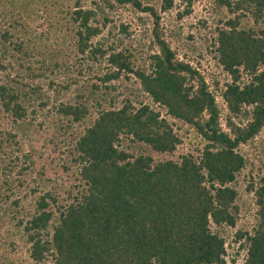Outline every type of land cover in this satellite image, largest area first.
<instances>
[{"label":"trees","instance_id":"obj_1","mask_svg":"<svg viewBox=\"0 0 264 264\" xmlns=\"http://www.w3.org/2000/svg\"><path fill=\"white\" fill-rule=\"evenodd\" d=\"M20 1L23 14L43 6L52 31L46 43L53 36L56 46L60 32L62 44L69 37L81 59L104 63V72L93 76L100 83L92 85L94 90L101 87L105 93L111 92L110 83L133 74L153 104L163 106L167 115L187 125V133L193 132L198 153L182 154L178 161L154 162L151 155L121 145L126 140L160 155L176 151L182 140L151 105L135 106L126 99L116 107L112 97L109 108L98 105L96 116L91 117L84 103H59L57 113L77 126L73 160L79 166L83 188L72 202L58 209V219L51 224L50 201L55 199L44 193L28 200L37 193L31 184L32 157L17 140L27 115L22 102L25 89L38 91L40 86L29 81L40 74L31 73L30 66L24 72L11 68L14 76L7 73L0 82V114L12 122L10 130L0 129V222L26 237L31 262L226 264L220 229L235 226L237 191L232 183L252 164L243 147L257 148L255 143L261 140L256 137L264 130V28L259 26L264 19V0L217 1L233 15L215 29L211 43L217 62L230 77L218 94L220 103L215 97L218 84L210 91L196 67L178 59L170 48L177 35L164 34L151 0H92V6L87 5L88 0ZM174 1L162 0L160 10L174 9ZM179 1L184 8L176 12L178 21L191 13L194 0ZM123 12L134 16L119 21L118 33L128 38L129 22L142 25L144 36L150 32V43L157 49L150 50L148 74L133 70L131 46L118 51L105 40L94 43L113 22L112 14ZM148 24L150 29L145 28ZM1 36L3 42L9 40L7 33ZM31 43L32 49L36 43L42 44L41 40ZM21 46L16 44L14 49L26 57ZM44 50L53 53L51 44ZM4 54L0 48L2 71L7 69ZM18 65L22 67V63ZM73 83L77 81H58L56 85L67 90ZM54 84L51 80L47 85ZM90 93L93 97L94 92ZM249 177L246 192L254 196L257 223L251 234L237 231L233 242L246 252L242 264H264V176L254 182L250 168Z\"/></svg>","mask_w":264,"mask_h":264},{"label":"rangeland","instance_id":"obj_2","mask_svg":"<svg viewBox=\"0 0 264 264\" xmlns=\"http://www.w3.org/2000/svg\"><path fill=\"white\" fill-rule=\"evenodd\" d=\"M88 1L87 5L92 6V0ZM217 1L194 0L191 13L179 21L176 20V12L184 8L179 0L174 1V9L168 12L160 10L162 0H151V4L159 12L164 34L170 37L171 33L175 32L177 35L178 40L176 38L171 40L173 43H170V48L177 52L178 59L189 62L196 67V70L204 76L210 91L216 89L214 83L218 84L215 97L216 101L220 103L221 98L218 94L222 86L229 82L230 77L217 62L216 55L211 49V43L216 34L215 29L222 27L223 22L233 17V15H230L226 8L221 7L220 4L218 5ZM229 1L234 2L235 0ZM21 3L20 0L12 4L9 0H0V48L5 52L2 59L4 66L7 68L6 71L0 70V82L5 81L4 75L7 73L14 76L15 72L11 68H19L21 72H24L26 67L30 66L31 73L40 74L37 75L38 77L35 80L29 81L32 86L38 84L40 89L38 91L30 90L31 88L27 91L25 89L26 96L22 99V102L27 110V115L17 131V140H19L22 151L30 153L32 157L31 184L37 188V193L32 197L30 196L28 200L30 201L35 196L44 193L52 195L55 199V202L50 201V209L53 212L51 224L58 219V209L62 205L72 202L73 198L78 196L83 188L78 175L79 166L73 160L75 158L73 145L77 126L57 113L56 109L59 103H84L89 107L91 117L96 116L97 111L100 109L98 105L109 108V100L112 97L116 99V107L121 106L122 101L126 99L131 100L135 106L140 103L151 105L155 111L159 112L160 118L166 120L171 126L173 132L182 140V143L177 146L176 151L171 155L156 154L145 149L144 146L129 144L126 140H123L121 145L130 149L129 151L133 150L134 152L151 155L154 162L169 159L178 161L179 156L186 153L198 156L196 152L197 142L192 137L193 132L187 133L186 130L190 131V129H187V125L167 115L163 106L153 104L150 97L141 91V87L133 74H124L119 80L110 83L109 85L114 88L111 92L105 93V90L101 87L100 90H94L92 85L98 84L100 86V83L93 76H100L101 72H104V63L81 59L82 56L73 49V42L69 37L64 38V45L62 44V41L59 40L62 38L60 32L56 34L57 37L59 36L56 46L52 45L53 36L46 43L45 38L51 35L52 31L43 6H39L33 12L23 14L19 10ZM139 15L146 16L142 13H139ZM133 16L126 12L112 14L113 22L103 29L98 38L94 40V43L97 40H105L107 44L113 43L118 51L131 46L133 70L148 74L151 70L149 54L151 51L156 52L157 50L150 43V32L147 33V36H144V27L139 24L136 25L132 21L129 22L131 23L129 30L131 35L128 38L120 35L117 30L120 20L127 22V19ZM220 20L222 21L219 22ZM259 26L264 28V19ZM145 28L150 29V24ZM6 33L9 40L3 42L1 35ZM40 40L42 44L38 46L36 43V48L32 49L31 42H40ZM16 44L22 45L21 48L28 53L26 57L14 49ZM46 44H51L53 48L52 55H48V51L44 50ZM132 49H135V51H132ZM61 52L64 53V56H61ZM54 62L62 66L57 68ZM18 63H22V67ZM242 79H245V77L242 76ZM51 80L55 84L48 87L47 84ZM70 80H76L77 83L71 84L67 90H63L56 85L58 81L64 83V81L69 82ZM90 91L94 92L93 97L90 96ZM88 121L89 118L86 119L87 123ZM10 128H12V122L0 114V129L10 130ZM256 139V141L261 140V143H255L257 148L243 147V150L250 155L251 166L241 171L232 183L237 191L235 226L233 228L221 226L220 229V235L225 240L224 260L226 264L243 263L246 252L240 251L242 249H238V243L233 242L234 235L237 231L251 234L257 223L254 196L252 193L246 192V186L251 181L249 177L250 168L254 182L264 176V130ZM2 223L1 221V260L5 264H33L28 257L26 237L21 232H17L16 228H11L8 224ZM232 259L235 260L234 263Z\"/></svg>","mask_w":264,"mask_h":264}]
</instances>
